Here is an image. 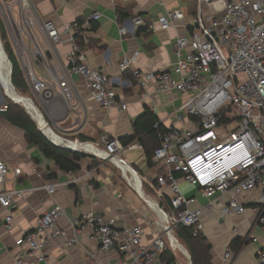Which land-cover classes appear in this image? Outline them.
Instances as JSON below:
<instances>
[{
	"label": "built area",
	"instance_id": "built-area-1",
	"mask_svg": "<svg viewBox=\"0 0 264 264\" xmlns=\"http://www.w3.org/2000/svg\"><path fill=\"white\" fill-rule=\"evenodd\" d=\"M0 9L6 25L13 29H10L11 43L32 94L44 99L61 96L71 105L75 98L72 76L77 75L83 79L90 99L101 109L116 108L120 116L126 112L127 104L118 100L112 82L88 67L76 43V37L83 36L90 23L99 20V13H92L82 22L67 23L59 32L53 23L39 19L33 0H0ZM182 19V12L173 10L159 16L156 23L167 30ZM131 22L146 31L154 29V22L140 16L133 17ZM118 26L121 34L126 33L123 24ZM34 30L44 34L48 54L53 58L62 35L70 43L65 63L59 64L55 71L45 65L43 77L34 72L31 64V59L44 58ZM19 34L29 37L34 47L27 48ZM174 49L178 60L167 71L145 73L133 68V62L127 58L118 65L120 74L129 71L141 89L152 82L158 92L175 90L185 95L186 102L176 120L179 124L189 122L196 128L195 132L170 130L160 137L159 147L153 152L152 161L166 167V173L157 177V184L160 190L168 188L172 196L170 212L164 213L166 226L155 215L152 218L156 237L150 244L141 243L144 236L141 226L117 227L114 219L92 213L82 216L84 226L93 231L99 242V251L116 249L120 254L118 264H155L167 251L175 256L169 233L174 234L177 225L193 228L194 236L201 232L202 210H212V204L191 209L195 199L184 196L174 173L181 174L183 181L196 188L203 198L216 195L226 198L222 207L224 215H243L247 206L253 205L256 226L264 228V0H196L195 27L189 43L185 37H179ZM172 74L178 76V81ZM234 124L235 129L227 133L225 130ZM101 143L103 149L80 144L91 145L84 153L124 165L118 157L120 148L114 138L102 136ZM128 148L142 147L132 144ZM231 150L234 152L228 154ZM21 173L20 168L12 170L15 179ZM9 174L7 164L0 160V207L7 212L6 229H10L13 221L12 203L22 194L5 189ZM56 187L57 184H52L45 189L52 195ZM253 194L255 197L250 200ZM62 216L59 207L45 212L34 229L16 241L18 247H27L25 254H18L17 264H22L24 257L28 258V264L44 260V250L58 237H65L64 231L57 230ZM75 243L76 240H69L67 246ZM231 257L227 251L224 259L229 261ZM257 264H264V248L257 252Z\"/></svg>",
	"mask_w": 264,
	"mask_h": 264
},
{
	"label": "crops",
	"instance_id": "crops-1",
	"mask_svg": "<svg viewBox=\"0 0 264 264\" xmlns=\"http://www.w3.org/2000/svg\"><path fill=\"white\" fill-rule=\"evenodd\" d=\"M33 3L39 19L53 23L59 32L63 31L65 24L82 22L94 12L101 15L92 23L95 31L89 29L84 33L82 52L88 67L101 72L112 82L118 100L127 104L126 112L120 116L116 108L101 109L90 99L83 79L77 75L72 76L75 98L71 105L57 95L44 99L29 90L25 96L51 132L62 139L77 140L73 143H87L103 149L101 137L114 138L120 148L118 157L134 174L138 189H133L115 164L87 153H81L83 158L76 162V171H61L53 161L27 143L22 130L0 116V160L10 171L4 187L22 192L11 206L13 221L10 229L5 228L7 212L0 207V264H17L18 254H25L27 247H18L16 241L34 229L42 214L56 207L63 212L57 230L64 231L65 237L54 240L44 250V260L38 264H118L120 254L116 249L100 252L99 242L95 240L93 231L84 226L82 216L92 213L114 219L117 227L141 226L144 230L141 243L148 245L156 237V228L151 224L156 215L144 197L152 199L159 210L169 214L172 196L168 188L160 190L157 184V177L166 173V167L152 159L148 162L143 148H128L139 144V138L132 140L133 124L148 109L158 124L167 130L196 131L189 122L179 124L176 120L186 102L185 95L175 90L158 92L152 82L141 89L129 71L120 74L118 65L127 58L133 62V68L145 73L170 70L178 60L175 42L179 37H185L189 43L195 27L196 0H33ZM173 10H180L183 19L162 30L156 23L157 18ZM135 16L154 22V29L146 31L136 27L131 22ZM118 18H122V22L119 23ZM119 24L125 26L126 33H120ZM34 35L43 48L44 58L31 59V64L34 72L43 77L45 65L55 71L59 64L65 63L70 43L67 36L62 35L56 58H53L48 54L44 34L34 30ZM18 37L27 48L34 47L26 35L19 34ZM186 47L189 49V45ZM186 55L184 53L183 57ZM22 71L24 74L23 68ZM171 77L176 81L179 79L173 74ZM2 104L0 98V109ZM13 168H20L22 172L16 179L12 175ZM128 173L131 176V172ZM174 177L184 196L195 199L191 209L212 204V210L204 209L200 216V234L210 247L211 264H257V252L264 248V228L256 226L254 206L248 205L243 215H224L222 207L226 198L218 195L203 198L197 189L183 181L181 174ZM52 184H57V187L50 195L45 187ZM253 197L255 194L249 199ZM69 240H76V243L67 246ZM236 240L242 242L232 247ZM227 251L232 254L229 261L224 259ZM174 257L173 264H191L189 254L184 257L175 253ZM22 261V264H28L27 257ZM165 263L161 258L155 262Z\"/></svg>",
	"mask_w": 264,
	"mask_h": 264
},
{
	"label": "trees",
	"instance_id": "trees-1",
	"mask_svg": "<svg viewBox=\"0 0 264 264\" xmlns=\"http://www.w3.org/2000/svg\"><path fill=\"white\" fill-rule=\"evenodd\" d=\"M122 20V18H118L119 23L122 22ZM92 23H90L89 29L95 31V27L92 26ZM8 35L6 26L0 17V41L4 53L12 66L11 84L17 93L25 96L29 93V88ZM76 43L82 51L84 48L83 36H77ZM2 106L5 110L0 113V116L12 126L22 130L29 145L36 147L44 157L53 161L63 172L70 173L78 169L75 164L83 158V155L62 150L51 145L37 130L34 122L20 106L13 104L10 100L3 101ZM133 131L134 137L132 140L139 138V144L144 149L148 162H150L153 152L159 147L160 137L170 130L158 124L154 114L146 109L133 124ZM176 174L177 173H174V175ZM160 208H162L161 205ZM193 234V228H187L182 225H177L174 228V235L187 250L191 264H211L210 247L206 243L205 238L200 233L196 236ZM241 242L242 240L234 241L232 247L237 246ZM161 260L167 264H173L175 262V257L167 251L161 255Z\"/></svg>",
	"mask_w": 264,
	"mask_h": 264
},
{
	"label": "bare ground",
	"instance_id": "bare-ground-1",
	"mask_svg": "<svg viewBox=\"0 0 264 264\" xmlns=\"http://www.w3.org/2000/svg\"><path fill=\"white\" fill-rule=\"evenodd\" d=\"M0 78H1V82L3 85L4 90L1 88V91L3 92V95L5 98H7L8 100H12L15 103H18L21 105V108H25L28 112V114L30 116H32V118L34 119V121L37 123L38 127L42 130V132L48 137L49 140H51L55 145L68 149V150H74L75 152H79V153H84V150L86 147H90L91 145H82V144H76L73 143L69 140H65L62 139L60 137H58L57 135L53 134L51 132V130L48 128V126L45 124V122L41 119V116L39 115V113L37 112V110L32 106V104L30 103V101H28L25 96H21V94L17 93L15 90L12 89L10 82H9V64L5 58V55L2 51V47H1V41H0ZM4 92L6 93V96L4 94ZM232 152H234L233 150H231L228 154H231ZM116 166L120 169L121 173L124 176V179L131 184V186L133 187V189L137 190V184H135L136 179L134 177V174L132 173V171L126 167L125 165L122 164H116ZM128 171L131 172V176L129 175ZM145 201H149L152 200L150 198L144 197ZM153 201V200H152ZM154 202V201H153ZM150 209L154 212V214L156 215V210L157 211H161L159 210V208L156 207V203L154 202V205H150L149 204ZM156 208V210H154ZM162 212V211H161ZM163 213V216L165 218V221L161 220L160 223L164 226H166V214ZM157 217V215H156ZM158 219V218H157ZM169 237L171 239V245H172V249L173 251L178 255V256H184V257H188L187 254V250L185 249V247L177 240V238L175 237V235L173 233H169Z\"/></svg>",
	"mask_w": 264,
	"mask_h": 264
},
{
	"label": "water",
	"instance_id": "water-1",
	"mask_svg": "<svg viewBox=\"0 0 264 264\" xmlns=\"http://www.w3.org/2000/svg\"><path fill=\"white\" fill-rule=\"evenodd\" d=\"M1 47H2V44H1ZM2 51H3V53H4V50H3V47H2ZM4 55H5V58H6V60H7V62H8V64H9V82H10V85H11V87H12V89L14 90V88H13V86H12V84H11V73H12V66H11V63L8 61V59H7V56H6V54L4 53ZM0 87L4 90V88H3V85H2V82H1V78H0ZM4 94H5V96H6V93L4 92ZM7 97V96H6ZM28 100V99H27ZM13 104H15V105H18V106H20L21 107V105L20 104H18V103H15V102H13L12 100H10ZM29 101V100H28ZM31 103V102H30ZM23 110H24V112L29 116V118L34 122V124L36 125V127H37V130L41 133V135L51 144V145H53L54 147H56V148H59V149H62V150H66V151H69V152H75V151H72V150H68V149H65V148H62V147H59V146H57V145H55L51 140H49L48 139V137L42 132V130L38 127V125H37V123L34 121V119L32 118V116H30L29 114H28V112H27V110L25 109V108H23ZM47 125V124H46Z\"/></svg>",
	"mask_w": 264,
	"mask_h": 264
},
{
	"label": "rangeland",
	"instance_id": "rangeland-1",
	"mask_svg": "<svg viewBox=\"0 0 264 264\" xmlns=\"http://www.w3.org/2000/svg\"><path fill=\"white\" fill-rule=\"evenodd\" d=\"M2 11H1V9H0V17H1V19L3 20V22H4V24H5V26H6V29H7V32L9 33V34H11L10 33V29L11 28H9L7 25H6V23H5V21H4V18H3V13H1ZM11 31H13V29H11ZM8 37H9V40H10V42H11V38H10V35H8ZM15 37V36H14ZM21 96H23V95H21ZM26 97V96H25ZM0 98H2V101H8L7 100V98H5L4 97V95H3V92L0 90ZM27 98V97H26ZM235 127H236V125L234 124V125H231L230 127H228L227 128V130H225V131H227V133H229V132H231L233 129H235ZM194 190H196V188H194V187H192ZM147 202V205L149 206V204L150 205H154V202L152 201V200H149V201H146ZM150 208V207H149ZM154 210H156V208L154 209ZM152 211V210H151ZM153 212V211H152ZM168 212V211H167ZM154 213V212H153ZM156 215H157V218H158V220L159 221H161V220H163V221H165V218H164V216H163V213L161 212V211H157L156 210Z\"/></svg>",
	"mask_w": 264,
	"mask_h": 264
}]
</instances>
